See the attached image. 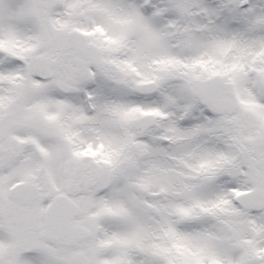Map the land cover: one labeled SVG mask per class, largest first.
<instances>
[{
  "label": "snow or ice",
  "instance_id": "6c2138e0",
  "mask_svg": "<svg viewBox=\"0 0 264 264\" xmlns=\"http://www.w3.org/2000/svg\"><path fill=\"white\" fill-rule=\"evenodd\" d=\"M0 264H264V0H0Z\"/></svg>",
  "mask_w": 264,
  "mask_h": 264
}]
</instances>
